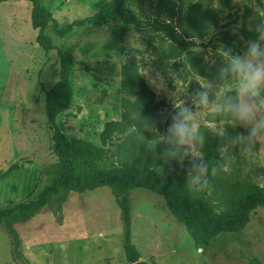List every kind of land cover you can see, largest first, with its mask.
<instances>
[{"label": "rangeland", "instance_id": "374dc122", "mask_svg": "<svg viewBox=\"0 0 264 264\" xmlns=\"http://www.w3.org/2000/svg\"><path fill=\"white\" fill-rule=\"evenodd\" d=\"M110 1L42 3L63 26ZM159 1L175 12L181 7L184 15L195 0H123L121 10L134 18L127 23L104 18L98 25L74 26L63 35L51 23L45 28L52 44L71 61L70 104L56 123L68 141L84 140L103 149V158L95 161L99 168L117 164L121 146L129 144L128 132L135 129L132 124L127 131L102 139L105 123L121 120L131 110L126 108L127 99L134 96L121 86L125 62L136 64L153 91L156 127L163 133L176 111L174 103L190 105L191 93L199 88L195 79L213 81L222 63L219 51L243 50L246 40L241 39L240 28L245 21L264 17V0H228L225 19L217 24L188 34L174 28V35L186 42L176 55L167 33L151 24L153 18L169 21L161 8L166 6H159ZM213 1L218 5L221 0ZM30 12L27 0L0 2V173L8 171L0 178V208L34 199L57 175L55 140L44 106L46 90L59 77V60L55 49L45 51L35 42ZM211 123L204 120L202 128L206 131ZM217 165L222 184L214 188L209 178V187L201 194L220 212L235 191L264 184V141L251 153L233 147L226 158L217 156ZM186 170L187 161L177 169L168 167L167 174L185 177ZM129 195L131 239L146 264H251L252 258L264 264V207L250 211L242 230L222 233L199 250L162 196L142 188L131 189ZM55 205L52 201L14 225L21 259L14 258L8 231L0 224V264H131L122 248L120 211L107 187L68 192L60 208Z\"/></svg>", "mask_w": 264, "mask_h": 264}, {"label": "trees", "instance_id": "16d2710c", "mask_svg": "<svg viewBox=\"0 0 264 264\" xmlns=\"http://www.w3.org/2000/svg\"><path fill=\"white\" fill-rule=\"evenodd\" d=\"M3 1L7 0H0V2ZM27 1L31 4L30 24L36 30L35 42L45 51L55 49L59 60V77L46 90L44 106L47 123L53 131L55 140L52 148L57 158V175L38 192L34 199L0 208V224H4L8 231L14 258H22L15 224L29 220L52 201L59 209L68 192H83L102 187L110 190L119 208L122 248L126 261L131 264H146L145 261L140 260L139 252L131 239L129 192L134 188H142L162 196L168 211L185 227L195 248L209 246L210 242L222 233L242 230L249 221L250 211L264 207V184L244 191H235L228 205L217 212L203 194H193L188 190L184 185L185 177L180 174L168 175L167 166L164 167L162 174L155 165L162 162L158 159L154 161L152 153L147 150L151 135L138 119L139 116L141 119L151 117L156 120L154 113L156 103L153 100V91L138 73L134 62L127 61L121 68V86L128 95L134 96L132 101L127 99L126 108L129 106L131 110L126 112L121 120L106 122L102 131V139H105L112 133L127 131L132 124L135 126L134 130L128 132L129 144L124 143L121 146L116 165L108 168L96 166L95 161L101 160L104 156L103 149L84 140L68 141L57 125V115L70 104L71 61L60 48L52 44L50 37L45 33L46 26L51 23L57 34L63 35L74 26L98 25L104 18L127 23L134 18L121 10L123 0H111L101 5L94 14L75 19L63 26H59L42 0ZM227 2L228 0H221L218 5H214L213 0H195L191 10L182 15L181 7L175 12L166 1H159V6H166L161 8L166 12L169 21L153 18L151 24L167 33L171 40L170 48L179 55L186 42L174 35V28L178 27L184 34H188L190 30L200 31L204 27L215 25L225 19ZM245 22L246 25L240 28V35L244 40L254 39L255 33L249 30L252 23ZM193 64L201 74H205L200 65ZM217 156L216 139L209 135L205 158L217 169L210 175L214 188L222 184ZM171 166L174 169L178 168L176 162H172ZM7 173L8 171L0 173V178ZM250 263L262 264L258 258H252Z\"/></svg>", "mask_w": 264, "mask_h": 264}, {"label": "clouds", "instance_id": "9594fccd", "mask_svg": "<svg viewBox=\"0 0 264 264\" xmlns=\"http://www.w3.org/2000/svg\"><path fill=\"white\" fill-rule=\"evenodd\" d=\"M249 30L255 38L246 40L242 51L228 47L219 51L222 63L212 82L201 76L195 79L199 88L191 93L190 105L182 100L174 103L176 111L163 133L153 118L138 116L152 134L147 150L154 161L162 162L155 164L157 169L163 174L172 162L183 167L187 161L184 185L193 194L206 191L210 175L217 170L205 158L209 135L215 137L221 158L236 146L251 153L264 141V17L250 24ZM204 120L212 122L206 131Z\"/></svg>", "mask_w": 264, "mask_h": 264}, {"label": "water", "instance_id": "95a60500", "mask_svg": "<svg viewBox=\"0 0 264 264\" xmlns=\"http://www.w3.org/2000/svg\"><path fill=\"white\" fill-rule=\"evenodd\" d=\"M199 250H201V248H198Z\"/></svg>", "mask_w": 264, "mask_h": 264}]
</instances>
